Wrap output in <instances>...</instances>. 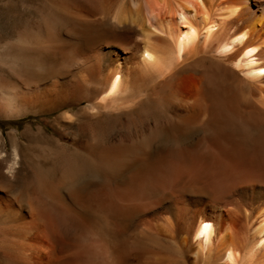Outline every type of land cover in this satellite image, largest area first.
<instances>
[{"label": "bare ground", "instance_id": "1", "mask_svg": "<svg viewBox=\"0 0 264 264\" xmlns=\"http://www.w3.org/2000/svg\"><path fill=\"white\" fill-rule=\"evenodd\" d=\"M46 1L0 46V176L77 156L1 180L0 264H264V0Z\"/></svg>", "mask_w": 264, "mask_h": 264}, {"label": "rangeland", "instance_id": "2", "mask_svg": "<svg viewBox=\"0 0 264 264\" xmlns=\"http://www.w3.org/2000/svg\"><path fill=\"white\" fill-rule=\"evenodd\" d=\"M3 4L5 7L0 8V34H2V38H0V46L5 44L8 41L7 39H9L8 26H17L19 28H22L29 22H30L29 24L35 25L41 21L52 26L54 32H56L59 26L60 27L66 26L67 24L64 19L61 18L59 19L58 17L55 16L54 12L50 9V6L46 0H43V2L42 0H11V1L3 0ZM47 11L48 13H46ZM92 54L93 52L86 53L84 54V57L87 58ZM85 58H81V60H84ZM1 79L2 78H0V81H3V79L2 80ZM61 113H62L61 110H57L53 114L48 116H43L41 118L36 116H31V117H27L24 121H21L19 123L12 124L5 122L1 125L4 132L8 134L11 131L15 130L16 126L19 127L21 131H23L26 128V126L31 123V121L34 122L36 125H39L41 121H44L43 118H46L45 120H49L52 123L54 122L57 123L59 116H61ZM18 148H19L18 150L21 160L19 159L20 165L15 169L16 173L13 172L14 174L12 173V176H8L7 174L3 173L0 176V184L1 187L3 186L4 189L9 188V186H7L8 183L5 184L6 179L7 178L11 179L10 182L12 181L11 184L12 183L13 184L12 186H10V188L13 189L15 187L13 189V193L15 192L21 193L22 190L24 193H26L27 190L32 189L40 181V179L43 177L45 169L46 170L50 169L51 172L56 167L55 165H58V163L62 161L65 162L68 161L72 164L77 156L76 152L71 150H64L56 143L53 144L52 146H47L39 143H34V144L25 143L22 146L19 145ZM6 151L9 155L13 153L11 144H9ZM38 151L42 154H40ZM44 159H46L48 163L46 164L38 163V161L40 160L41 162H43ZM13 178L16 180H13ZM1 180H5L4 183H2L3 181L1 182Z\"/></svg>", "mask_w": 264, "mask_h": 264}]
</instances>
